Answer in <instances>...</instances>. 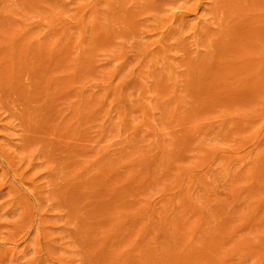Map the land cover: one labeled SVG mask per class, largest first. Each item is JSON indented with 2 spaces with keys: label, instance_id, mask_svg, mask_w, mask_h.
Segmentation results:
<instances>
[{
  "label": "rangeland",
  "instance_id": "1",
  "mask_svg": "<svg viewBox=\"0 0 264 264\" xmlns=\"http://www.w3.org/2000/svg\"><path fill=\"white\" fill-rule=\"evenodd\" d=\"M0 264H264V0H0Z\"/></svg>",
  "mask_w": 264,
  "mask_h": 264
}]
</instances>
